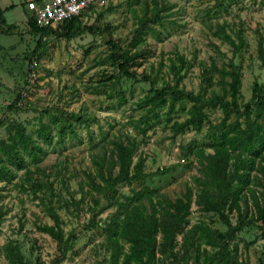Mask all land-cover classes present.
<instances>
[{
	"label": "rangeland",
	"instance_id": "374dc122",
	"mask_svg": "<svg viewBox=\"0 0 264 264\" xmlns=\"http://www.w3.org/2000/svg\"><path fill=\"white\" fill-rule=\"evenodd\" d=\"M24 5V0H0L6 24L16 27L0 33V141L10 142L14 124L20 123L40 146L36 158L22 150L23 159L35 177L52 183L51 202L60 216L64 235L76 236L59 264H112L113 220L133 202L144 207L149 206L150 199L175 202L192 191L190 226L203 222L224 231L217 216L200 211L194 200L205 156L220 141L213 130L243 128L241 115H226L220 105L207 106L200 130L188 126L173 135L171 126L189 117L193 103L182 99L170 109L168 100L157 116L150 114L148 120H143L146 110L139 107V102L150 86L139 79L145 73L158 74L157 88L164 81L174 83L169 66L178 64L177 58L183 56L191 66L180 87L196 94L202 76L200 63L208 65L214 60L220 69L232 64L240 72L237 105L243 113L244 105L252 99L254 84L264 88V0H101L80 15V22L86 26L96 24L102 14L97 24L102 32L86 31L69 40L48 38L37 51L36 79L28 91L30 105L17 109L14 102L27 83L29 59L36 46V38L26 26ZM144 9L150 17L142 32L145 44L141 48L150 52L136 60L133 70L137 80L122 75L115 80L118 73L108 62L107 41L112 38L122 48H130ZM220 26L236 41V33L242 32L244 45L236 49L220 39L215 34ZM217 76L214 80L218 88ZM258 120L264 122V117ZM42 126L49 129L48 139ZM124 137L140 142L133 165L144 158L145 176L118 184V203L108 205L107 198L94 192L88 181L96 172L92 159L103 152L108 155L114 142ZM255 155V160L264 162L263 147ZM33 162H37L36 170ZM0 164L14 174L11 178L0 172V264H10L5 256L8 243L19 251L23 264H53L59 255L56 243L40 229L53 224L43 204L46 197L42 199L41 190L34 193L28 187L24 170L8 162L1 151ZM161 170L165 172L159 173ZM253 174L259 173L255 170ZM247 185L257 192L261 190L253 179ZM244 192L248 214H252L253 200L248 190ZM229 217L233 225L237 223L235 211ZM177 240L181 242V235ZM234 241L239 260L264 264V229L249 225L235 232ZM120 243L128 249L126 240L120 239ZM202 248L213 250L204 244ZM121 261L122 256L119 264ZM163 261L158 255L153 264Z\"/></svg>",
	"mask_w": 264,
	"mask_h": 264
},
{
	"label": "trees",
	"instance_id": "16d2710c",
	"mask_svg": "<svg viewBox=\"0 0 264 264\" xmlns=\"http://www.w3.org/2000/svg\"><path fill=\"white\" fill-rule=\"evenodd\" d=\"M154 4L157 6L156 3ZM145 9L137 21L130 48H122L112 38L107 41L110 47L108 62L118 73L115 80H119L121 75L137 80V75L133 70L136 60L150 52L147 48H141V45L145 44L142 32L148 26L150 17L145 14ZM24 15L29 34L36 38V46L31 54L37 58L39 56L38 49L46 45L48 41V39L43 41V34L48 38L69 40L86 31L94 33L103 30L97 26L102 14L96 19V24L90 26L83 25L80 22V15H78L45 29H39L36 26L35 15L27 8L26 4L24 5ZM154 16H158V11L154 13ZM15 28V25L6 24L0 9V33L11 32ZM215 34L236 49L244 45L245 42L242 32L236 33L238 40L236 41L225 32L223 26H220ZM177 59L178 64L173 62L169 66L173 73L174 83L164 81L163 85L157 88L155 85L158 81V74L145 73L139 79L148 82L150 86L148 93L139 102V107H144L146 110L142 118L148 120L150 114L157 116L158 109L165 105L168 100L170 109L174 103L182 99L190 100L193 105L188 110L189 117L182 123L174 122L171 126L174 135L188 126L200 130L205 118L204 108L207 106L220 105L226 115L233 112L241 115L243 128L238 126L231 129V132H226L221 128L213 130L218 133L216 138L220 141L209 148L210 152L205 156L204 165L201 169L199 168L202 172L197 180L199 189L194 200V204L200 211L206 214H215L226 229L224 231L215 230L203 222L190 226L188 216L192 191H188L183 199L178 198L175 202L150 199L148 207L133 202L116 221L113 220L115 225L110 234L112 264H119L120 256H122L121 264H153L158 255L161 260H164L163 264H249L244 260H239L238 245L234 238L236 231H242L249 225L264 229V162L255 160V153L259 151L260 147L264 149V122L258 120L264 117V104L262 102L264 88L261 84H254L252 99L244 105V112L240 113L237 105V95L240 88L238 67L232 66V62H229L230 68L220 69L214 60L208 65L200 63L202 76L199 91L195 94L180 87V81L191 66L190 62H187L183 56H179ZM181 69L184 70L183 74H181ZM216 76L218 77V88L214 80ZM107 78L114 79L113 76ZM19 95L20 93L14 102L17 109L19 107L16 106V101ZM253 113L254 118L251 117ZM73 115L78 119L80 118L79 114ZM41 131L44 133L45 139H48V127L42 126ZM9 140L10 142L0 141V151L8 162L18 169L24 170L23 178L28 183V187L34 193L41 190L42 199L46 197L43 204L47 214L53 219V224L41 226L40 229L56 243L59 255L53 264H59L72 248L76 236L71 234L65 237L64 235L60 216L51 202L52 183H44L35 177L33 171L25 164L22 150L36 158L40 146L26 133L25 127L20 123L14 124V134L10 136ZM114 144V148L108 155L103 152L101 156L93 157L92 164L96 168V172L91 178L88 177L93 191L106 197L108 205L118 203L119 194L116 188L118 184L145 176L143 173L144 158H138L133 165V156L137 152L140 142L132 137H124L117 139ZM36 163H32L35 170L37 169ZM0 165L1 173L6 177L8 174H10L9 177H14L7 166ZM255 170L259 174H253ZM164 172L161 170L159 173L163 174ZM249 179H253L255 183L259 184L261 190L257 192L253 186H248ZM244 190H248L253 200L254 211L252 214H248L247 193ZM233 211L237 215V223L234 225L229 217ZM94 219L95 216L93 215L89 220L91 226L94 225ZM258 223L260 224L258 225ZM180 235L181 242H178L177 237ZM117 237L128 242L127 250L123 249L120 239ZM202 244L211 247L213 250L207 252L206 249L202 248ZM203 253L205 254L202 256ZM5 256L10 264H23L21 254L10 243L5 246Z\"/></svg>",
	"mask_w": 264,
	"mask_h": 264
},
{
	"label": "built area",
	"instance_id": "2783aa9c",
	"mask_svg": "<svg viewBox=\"0 0 264 264\" xmlns=\"http://www.w3.org/2000/svg\"><path fill=\"white\" fill-rule=\"evenodd\" d=\"M99 1L101 0H24V3L34 13L36 26L45 29L62 20L80 15L86 8ZM42 39L44 41L48 37L43 34ZM36 63L37 57L34 55L29 61L27 83L16 101L19 108L30 105L28 91L36 79Z\"/></svg>",
	"mask_w": 264,
	"mask_h": 264
}]
</instances>
